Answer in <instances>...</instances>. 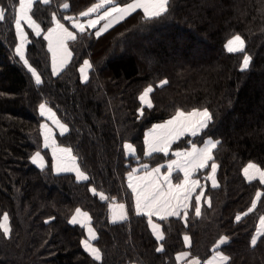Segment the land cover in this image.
<instances>
[{
  "label": "trees",
  "instance_id": "1",
  "mask_svg": "<svg viewBox=\"0 0 264 264\" xmlns=\"http://www.w3.org/2000/svg\"><path fill=\"white\" fill-rule=\"evenodd\" d=\"M98 1L34 2L31 15L41 32L25 27V59L40 75L38 85L16 53L18 0H0L5 10L0 21V218L7 213L11 223L10 237L0 232V264H175L183 251L203 262L222 237L227 241L219 249L230 258L228 264H264V236L251 244L264 216V195L243 215L257 191L264 193V184L249 181L243 171L249 162L264 169V0H169L163 16L147 20L136 11L99 36L97 28L79 34L64 19H78ZM54 15L78 33L69 41L71 59L58 74L45 39ZM237 34L251 57L247 69L244 52L229 53L225 47ZM86 59L91 68L83 81L79 68ZM150 85L153 105L148 108L139 97ZM41 104L68 124L69 131L56 138L73 150L87 180L55 173L47 150L44 168L32 163L43 145ZM179 109L210 111L211 122L198 138L219 141L214 150L218 185L207 184L208 201L199 216L192 210L185 220H162L160 241L148 218L134 211L127 177L138 156L128 155L124 144H133L142 157L145 130ZM162 158L145 160L155 164ZM111 199L126 202L127 220L111 221ZM77 208L92 215L99 261L83 247L84 227L70 223ZM161 246L164 250L157 251Z\"/></svg>",
  "mask_w": 264,
  "mask_h": 264
},
{
  "label": "snow or ice",
  "instance_id": "2",
  "mask_svg": "<svg viewBox=\"0 0 264 264\" xmlns=\"http://www.w3.org/2000/svg\"><path fill=\"white\" fill-rule=\"evenodd\" d=\"M34 2H42L48 4L50 0H18L19 7L17 10V15L15 17V28L17 35L20 38V44L16 48V53L25 65H28V60L25 59L24 44L26 42L27 36L21 27V22H26L28 27L32 28L36 35H40L41 29L40 25L36 23L33 19L31 10L33 8ZM63 7L68 8V4H63ZM137 9H142L144 18L147 20L156 19L163 16L169 10V0H131V2L126 3L124 6H119L116 0H100L99 3L93 4L86 11L80 13L83 17H90L93 13L98 14L95 19L87 20L88 28H96L101 21H105L101 28H98L96 35L99 36L102 32L107 31L114 24L119 23L126 17L130 16L132 13L136 12ZM5 19V10L0 8V21ZM69 21H72V27L78 30L79 34L85 32V25L73 21L71 17H64ZM55 22V27L49 28L45 39L49 40V51L52 52L53 57V73L58 71L57 60L59 57V67H63L66 63L67 58L70 57V52L68 51L67 42L74 41L77 39V34L69 31L68 28L64 26L57 20L55 15L53 16ZM53 37H55L56 44L53 46ZM226 50L229 53H243L245 51V41L240 35H235L233 38L229 39L225 45ZM251 57L244 55L243 57V68L247 69L249 67ZM91 65L88 61H85V68H90ZM85 68H81V73L84 74L83 78L87 80V74L85 73ZM29 71L35 77L36 84L41 83V77L37 74V70L30 65H28ZM162 85L167 83V81L161 82ZM153 92L151 86L147 87L144 92L140 95L139 99L142 104H145L148 108L152 107L151 100L149 99L150 93ZM41 115L44 114L45 105H40ZM50 111V110H49ZM141 114H143V109H141ZM212 116L208 109H194L191 112L185 113L184 111L178 110L175 116L168 120L166 124L156 125L152 132L148 134L145 143L148 146V151L146 155L151 156L153 153L162 152L165 155L168 154L169 148L175 139H178L184 134H190L196 136L201 130L208 127ZM45 126L42 125V128ZM61 129V134L67 132L68 129L65 125L59 124ZM158 130H162L158 132ZM219 141L213 142L211 140L207 141L203 148H198L195 144L192 145L191 150L180 152H175L177 159L171 160L167 164V171L161 177V168L156 167L148 171V166L142 165L145 169V174L140 177H136L134 174L137 169H134L128 175V187L132 190L135 197V209L138 215H146L149 218V224L151 225L153 232L156 234L157 239L163 241L164 235L160 231L158 224L152 222V216H159L161 220L166 219L168 216H180L181 209H183L184 216L188 214V201L191 194L195 191L197 187H202L199 185L197 180H191L190 177L195 170L204 169L208 167V162L213 161L211 164V175L207 179L212 181V186L216 187L215 173L217 170V165L213 160V149H216ZM44 147H52V156L55 162V170L57 172H68L74 171L76 173L78 180H87V175L80 170L76 165V157L72 155L71 148H61L56 146L53 140L51 144L49 143V136L45 134ZM124 148L127 150L129 155H134L135 150L131 144H124ZM33 163H39L41 168L44 167L43 157L40 152L37 151L32 157ZM175 170L182 171L184 173V181L182 184L173 185L171 181L172 173ZM251 170V171H250ZM244 175L249 181L259 179L261 184H264V170H261L256 164L249 163L245 167ZM93 194H97L95 189H92ZM204 191L196 195L195 197V215H200V200L203 197ZM262 195L260 191H257L255 199L252 201L251 207L243 215H247L252 212L257 207V202L261 200ZM101 199L106 197L100 194ZM121 210L119 216L114 214L113 222L116 219L124 220L126 219V213L124 212L125 206L123 204L118 205ZM84 218L88 221L84 226L87 227L89 238L82 241L85 251H87L96 261L101 260V252L98 248L94 247L91 241L97 239L96 233L90 226V217L88 213L82 212L80 209H76L75 215L72 216L70 223L77 224L81 223V219ZM241 215L236 216V220H241ZM261 229H264V216L260 217ZM258 229V236H264V231ZM0 232L3 233L5 237H10L11 228L9 222V216L7 213L2 215L0 218ZM227 241V237L221 238L217 248ZM185 242H189V238L185 236ZM257 243V237L254 236L251 240V244L255 246ZM163 246L157 248V251H163ZM187 253H181L177 259L187 256ZM229 257L217 252L216 257L209 261L208 264H228ZM190 264H199V261L192 260Z\"/></svg>",
  "mask_w": 264,
  "mask_h": 264
},
{
  "label": "rangeland",
  "instance_id": "3",
  "mask_svg": "<svg viewBox=\"0 0 264 264\" xmlns=\"http://www.w3.org/2000/svg\"><path fill=\"white\" fill-rule=\"evenodd\" d=\"M100 1V0H99ZM128 2H131V0H129V1H127V2H124V3H117L118 5H121V6H124L126 3H128ZM96 3H98V2H96ZM95 3V4H96ZM18 7H19V5H18ZM91 7V6H90ZM1 8V7H0ZM17 10H18V8H17ZM137 11H142L141 9H139V10H137ZM143 12V11H142ZM31 14V13H30ZM99 13H94V14H92L89 18H91V19H94V18H96V16L98 15ZM79 18H80V16H79ZM127 18V17H126ZM34 19V18H33ZM37 22V21H36ZM104 22L105 21H101L100 22V24H98L97 25V27L96 28H101L102 26H103V24H104ZM38 23V22H37ZM39 24V23H38ZM117 24V23H116ZM116 24H114V25H116ZM113 25V26H114ZM26 26H28L27 25V23L26 22H21V27H22V29H23V31L26 33V35H27V31H26ZM112 26V27H113ZM111 27V28H112ZM91 29V28H90ZM110 29V28H109ZM97 31V30H96ZM105 32V31H104ZM103 33V32H102ZM235 36V35H234ZM234 36H232L231 38H233ZM242 37V36H241ZM230 38V39H231ZM243 38V37H242ZM244 39V38H243ZM27 43H28V35H27ZM245 41V40H244ZM19 44H17V46H18ZM47 45H48V43H47ZM17 46H16V48H17ZM48 48H49V46H48ZM26 49H27V45H25L24 44V53H25V56H26ZM50 53H51V51H50ZM244 55H248V56H250L248 53H246V52H244L243 53ZM244 55H243V57H244ZM52 57V56H51ZM26 58V57H25ZM86 60H88V59H86ZM88 62L90 63V65H91V62L88 60ZM251 62V61H250ZM250 65V64H249ZM242 67H243V60H242ZM91 68V67H90ZM90 72V71H89ZM88 78H89V74H88ZM87 78V79H88ZM160 85H162V83H160ZM152 88H153V90H154V86H152V85H150ZM147 87H149V86H147ZM146 87V88H147ZM146 88H144L143 89V91H142V93L144 92V90L146 89ZM141 93V94H142ZM149 99L151 100V103H152V105H153V98H152V93H150V96H149ZM45 106H49L48 104H45ZM142 106L143 107H147L145 104H142ZM52 111H53V114H57V112L54 110V109H51ZM50 110V111H51ZM180 111H184L185 113H187V112H191L192 110H194V109H191V110H183V109H179ZM199 110H203V109H199ZM178 111V110H177ZM176 111V112H177ZM209 111V110H208ZM40 112H41V110H40ZM210 112V111H209ZM176 114V113H175ZM175 114L174 115H172L171 117H169V118H167L166 120H163V121H160V122H157V123H154L153 125H151L150 127H148L146 130H145V133H144V152H143V156L142 157H139V155H137V152H136V148H135V146L133 145V144H131V143H129V142H127V144H131L132 146H133V148H134V150H135V153H134V155H132V156H138V157H136V164L132 167V171H133V169H136L137 167H139V169L137 168V170H138V172L139 173H143V172H145V169H143L142 168V165H147L148 166V169L147 170H151V169H153V168H156V167H160L161 168V173H160V175H161V177L165 174V172L167 171V164L171 161V160H174V159H177V157L175 156V152H177V151H180V152H184V151H189V150H191V147H192V145L193 144H195L198 148H203L204 146V143L206 142V140L207 139H211L213 142H216V141H218L217 139H215L214 137H212V136H205V137H203L201 140H200V138H198V137H200L201 136V134H202V132L207 128H204L203 130H201L196 136H192V135H190V134H184V135H182V136H180L178 139H175L174 140V142L171 144V146H170V148H169V152H168V154L167 155H165L164 153H162V152H157V153H153L151 156H149V155H146V152L148 151V149H147V144L145 143V140H146V138L148 137V134L150 133V132H152V130H153V128L156 126V125H163V124H166V122L168 121V120H170V119H172L174 116H175ZM43 117H44V121H43V124L44 125H49V126H47L46 128H45V130H44V132H47L48 130L49 131H52V129L53 130H55V127H54V125H53V121H52V118H51V115H50V113L49 112H46V111H44V114L42 115ZM59 117V116H58ZM60 118V117H59ZM61 119V118H60ZM51 122V123H50ZM64 122V121H63ZM211 122V121H210ZM209 122V123H210ZM65 123V122H64ZM51 124V125H50ZM68 125V124H67ZM43 130H42V128H41V134H42V141H43V145H42V147H41V149H38L37 151H39L40 152V154H41V156L43 157V159L44 158H46V160H47V155L44 153L47 149L49 150V147H44V138H45V134H47V135H49L48 133H45V134H43V132H42ZM68 131H69V126H68ZM160 131H162V130H158V132H160ZM53 137V136H52ZM60 144V143H59ZM61 145H63V144H61ZM48 150H47V152H48ZM126 150V149H125ZM214 150L215 149H213V160H214ZM36 151V152H37ZM73 151V150H72ZM35 152V153H36ZM126 152H127V150H126ZM127 154H128V152H127ZM35 154H33V156H34ZM75 155V154H74ZM129 155V154H128ZM158 155H163V158H162V160H161V162H159V163H155V164H152V163H150L148 160H145V159H151V160H153L154 161V159H155V156H158ZM32 156V157H33ZM50 156V155H49ZM31 161H32V158H31ZM212 162L213 161H209L208 162V167H205L204 169H198V170H195L193 173H192V175H191V177H190V179L191 180H197L198 182H199V185H201L202 187H197L196 189H195V191L191 194V197H190V199H189V201H188V204H189V207H188V214H187V216L185 217L184 216V214H181L180 216H169V217H182V219H186L187 217H188V215H189V213H190V211H192V210H194V207H195V204H196V201H195V197H196V195L197 194H199L200 192H201V190H203L204 191V194H205V189H206V187H207V184H209V185H211L210 184V181L207 179V177L209 176V174L211 173V164H212ZM214 162L216 163V165H217V168L219 167L218 166V163H217V161H215L214 160ZM32 163H33V161H32ZM249 163H254V164H256L255 162H249ZM248 163V164H249ZM34 165H36L35 163H33ZM247 164V165H248ZM246 165V166H247ZM261 170H264L263 168H261L258 164H256ZM37 166V165H36ZM38 167V166H37ZM81 167V166H80ZM42 169V168H41ZM83 170V169H82ZM132 171H130V172H132ZM251 171V170H250ZM138 172H135L136 174L138 173ZM178 172L179 173H174V174H172V179H174V180H177V179H179L180 177H181V175H182V173H180V171L178 170ZM217 172H218V170H217ZM129 175V174H128ZM258 179V178H257ZM79 181H85V180H79ZM172 181V184H175L176 182H174L173 180H171ZM127 183H129V180H128V177H127ZM180 183V182H179ZM212 186V185H211ZM94 189V188H93ZM131 190V189H130ZM131 192H132V190H131ZM100 194H103V193H101V192H99V196H100ZM132 194H133V192H132ZM104 195V194H103ZM105 196V195H104ZM205 196V195H204ZM106 197V196H105ZM106 200H107V197L105 198ZM133 199H134V211H135V213H136V209H135V197H134V194H133ZM206 199H207V197H206ZM111 202H110V217H111V221H112V207L116 204V203H123L124 204V206H125V210H126V212H127V218L126 219H124V220H120V221H117V222H114V223H118V222H122V221H125V220H127L128 218H129V208H128V205L126 204V202H124V201H117V200H115V199H111L110 200ZM203 202H206L207 203V200L205 201V200H203ZM203 204V203H202ZM202 207V206H201ZM78 209V208H77ZM82 209V208H81ZM84 210V209H83ZM76 211V210H75ZM74 211V212H75ZM86 213H88L89 215H90V218H91V220H92V225H93V219H92V215L90 214V212L89 211H87V210H84ZM200 211H201V209H200ZM182 212H183V210H182ZM74 214V213H73ZM137 214V213H136ZM73 216V215H72ZM146 216V215H145ZM147 217V216H146ZM169 217H166V219L167 218H169ZM148 218V217H147ZM158 220V222L161 224V226H162V223H161V219H157ZM148 221H149V218H148ZM9 222H10V219H9ZM113 222V221H112ZM82 226V225H81ZM94 226V225H93ZM83 227V226H82ZM258 227H259V223H258ZM10 228H11V223H10ZM85 229V228H84ZM162 230H163V228H162ZM257 230H258V228H257ZM263 231H264V229H263ZM164 233V232H163ZM257 234H258V232L256 231L255 232V235L254 236H256L257 237V239L259 238V236H257ZM85 236H86V230H85ZM188 236V235H187ZM97 237H98V233H97ZM222 238H224V237H222ZM220 240H221V238L219 239V241H218V243H217V245L219 244V242H220ZM191 242V241H190ZM94 243H95V245H97L96 244V240L94 241ZM190 245V244H189ZM98 246V245H97ZM99 247V246H98ZM183 252H187L188 254H189V252L188 251H183ZM223 252V251H222ZM227 255V254H226ZM189 257H190V255H189ZM190 258H194V257H190ZM194 259H197V258H194ZM198 260V259H197ZM206 260V259H205ZM204 260V261H205ZM199 261V263L201 264L202 262H200V260H198ZM203 261V262H204ZM177 263V262H176ZM175 263V264H176ZM135 264H138V263H135ZM184 264V263H183Z\"/></svg>",
  "mask_w": 264,
  "mask_h": 264
},
{
  "label": "crops",
  "instance_id": "4",
  "mask_svg": "<svg viewBox=\"0 0 264 264\" xmlns=\"http://www.w3.org/2000/svg\"><path fill=\"white\" fill-rule=\"evenodd\" d=\"M100 1H98V3H99ZM93 6V5H92ZM119 6H121V5H119ZM137 10H139V9H137ZM142 10V9H141ZM102 11L103 10H101V12L99 13V14H102ZM143 11V10H142ZM94 14V13H93ZM92 15V14H91ZM56 19L57 20H59L57 17H56ZM88 19H90L89 17H83V16H80V18H78V19H73V21H78V22H80V23H82V24H84L85 25V29H87L88 27H87V20ZM95 19V18H94ZM61 22V21H60ZM37 23V22H36ZM62 24H64V26L66 27V28H68V30L69 31H72V32H74L75 33V31L72 29V28H70V27H68L65 23H63V22H61ZM105 23V22H104ZM72 24V23H71ZM53 27H55V22H54V24L50 27V28H53ZM75 29V28H74ZM98 29V28H97ZM75 30H77V29H75ZM48 31V30H47ZM78 31V30H77ZM26 34V33H25ZM47 35V32L45 33V36ZM27 36V35H26ZM19 37V36H18ZM47 40V39H46ZM47 43H48V46H49V40H47ZM52 43H53V46L55 47V44H56V40H55V37H53V41H52ZM19 44H20V38H19ZM25 45H27V40H26V42H25ZM67 47H68V51L70 52V57H68L67 58V61H66V63L63 65V67H59V57H58V60H57V64H58V71L55 73V74H58V73H60L61 72V70L65 67V65L70 61V59H71V56H72V52H71V49H70V47H69V41L67 42ZM51 56H52V52H51ZM85 61H88V60H85ZM85 61L82 63V65L80 66V68H79V72H80V77H81V79L83 80V81H86L84 78H83V75L84 74H82L81 73V68H85ZM90 64V63H89ZM52 68H53V57H52ZM89 71H90V68H85V73L87 74V78H88V74H89ZM45 105V104H44ZM51 109H53V108H51L50 106H45V111L46 112H49L50 113V115H51V118H52V121L54 122L53 123V125H54V127H55V130H53L52 129V131H47V132H44V130H45V128L47 127V126H49V125H44V124H42L43 126H45L44 128H42V132H43V134H45V133H48L49 135V143L51 144V142L54 140L55 141V144H56V146H58V147H61V148H70V147H68V146H66V145H61V144H59V142H58V140H57V138H56V136H57V134H61V129H60V127H59V124H63V125H65L66 127H67V129H68V125L66 124V123H64L59 117H58V114H53V111L51 110ZM41 110V109H40ZM49 110H51V111H49ZM51 123V122H50ZM51 125V124H50ZM68 132V131H67ZM67 132H64L63 134H65V133H67ZM63 134H61V135H63ZM53 136V137H52ZM209 140H211V139H207L206 140V142L207 141H209ZM212 141V140H211ZM205 142V143H206ZM44 143H45V138H44ZM205 143H204V145H205ZM203 145V146H204ZM147 149H148V146H147ZM48 150V149H47ZM72 150V149H71ZM48 152H49V155H50V157H51V160H52V168H53V170H54V172L55 173H74L75 174V176H76V173L74 172V171H68V172H57L56 170H55V162H54V160H53V156H52V147H49V150H48ZM35 154V153H34ZM72 155L73 156H75L74 155V153H73V151H72ZM76 157V156H75ZM43 162H44V167L47 165V160H46V158H44L43 159ZM75 163H76V165L80 168V170L81 171H83L86 175H87V173L84 171V170H82V168L80 167V164H79V162H78V159H77V157H76V161H75ZM39 168H41L40 166H39V163H35ZM43 167V168H44ZM245 167H247V166H245ZM138 169H139V167H137ZM136 168V169H137ZM245 169V168H244ZM134 170V169H133ZM217 170H218V168H217ZM217 170H216V173H215V179H216V183H217V185H218V179H217ZM148 171H150V170H148ZM138 172V171H137ZM166 173V172H165ZM176 174V173H179L178 172V170H175V171H173V173L172 174ZM180 173H182V175H181V177L179 178V179H177V180H174V179H172V177H171V180H173L174 182H176L175 184H173V185H176V184H182L183 183V181H184V173L182 172V171H180ZM145 174V172H143V173H135L134 175L136 176V177H140V176H143ZM209 175H211V173L209 174ZM87 177H88V175H87ZM76 178H77V176H76ZM209 180V179H208ZM210 181V184L212 185V181L211 180H209ZM180 182V183H179ZM198 195V194H197ZM203 200H207L208 201V199H206V197L205 196H203V197H201V200H200V204H199V206H200V209H201V206H202V203H203ZM119 204H123V203H116L113 207H112V221H113V216H114V214L116 215V216H119V214H120V212H121V210L119 209V207H118V205ZM124 205V204H123ZM78 209H80L82 212H85L83 209H81V208H78ZM182 210L183 209H181V214H183V212H182ZM76 212V211H75ZM75 212H74V214L73 215H75ZM124 212L126 213V217H127V212H126V210H125V208H124ZM88 216L90 217V215L88 214ZM169 217V216H168ZM186 217V216H185ZM81 219V223H77V224H80V225H82L84 228H85V230H86V236H85V238L83 239V241L84 240H86V239H88L89 238V233H88V229H87V227L86 226H84L85 224H87L88 223V221L87 220H85L84 218H80ZM157 219H160L159 218V216H152L151 217V220H152V222L153 223H155V224H158L159 225V227H160V231H162L163 232V230H162V226H161V224L158 222V220ZM117 221H120V219H116L115 220V222H117ZM90 226L92 227V229L94 230V232L96 233V236H97V230H96V228L92 225V220L90 219ZM150 227H151V225H150ZM258 229H261V226H260V222H259V227H258ZM151 230H152V232H153V229H152V227H151ZM262 231H263V229H261ZM154 233V232H153ZM154 235L156 236V234L154 233ZM163 235H164V233H163ZM257 236H258V234H257ZM188 238H189V242L188 243H186L187 245H189L190 244V237L189 236H187ZM156 238H157V236H156ZM95 241V240H94ZM94 241H91V243H92V245L94 246V247H96V248H98L99 250H100V248L97 246V245H95V243H94ZM100 252H101V250H100ZM217 252H219V253H221V254H223V255H226L224 252H222L220 249H216L214 252H213V254L209 257V258H207L204 262H202L201 264H208V262L209 261H211V260H213L214 259V257H216V255H217ZM181 253H187V252H180V253H178L177 254V257L178 256H180V254ZM188 254V253H187ZM227 256V255H226ZM101 257H102V252H101ZM192 260H197V259H194V258H190L189 257V254L187 255V256H185V257H182V258H180V259H177V263L176 264H190V262L192 261ZM198 261V260H197ZM200 264V263H199Z\"/></svg>",
  "mask_w": 264,
  "mask_h": 264
}]
</instances>
